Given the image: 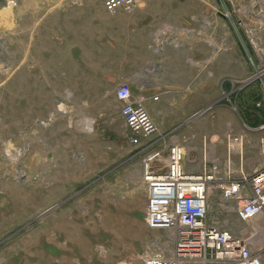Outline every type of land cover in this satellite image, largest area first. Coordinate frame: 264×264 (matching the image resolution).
Listing matches in <instances>:
<instances>
[{"label":"rangeland","instance_id":"obj_1","mask_svg":"<svg viewBox=\"0 0 264 264\" xmlns=\"http://www.w3.org/2000/svg\"><path fill=\"white\" fill-rule=\"evenodd\" d=\"M251 1L211 0V60L196 65L201 75L194 85L148 96L158 127L152 148L161 149L162 168L174 142L198 169L206 140L213 154L226 157L228 132L246 134L242 152L233 155L237 170L251 175L264 168V132L250 128L264 119L256 105L263 76L255 72L248 37ZM44 15L43 0H0V264H144L150 253L172 255L176 232L145 221L146 153L131 143L121 116L115 91L123 81L115 79L114 57L101 55L97 80L87 78L81 42L63 38L61 44L64 52L75 46L77 62L66 54L51 57ZM171 20L164 16L163 23ZM208 199L210 222L264 248V214L241 221L238 201L223 199L220 185Z\"/></svg>","mask_w":264,"mask_h":264},{"label":"crops","instance_id":"obj_2","mask_svg":"<svg viewBox=\"0 0 264 264\" xmlns=\"http://www.w3.org/2000/svg\"><path fill=\"white\" fill-rule=\"evenodd\" d=\"M137 1V6L131 11L119 9L115 13H110L105 7V0H43L45 45L48 46L50 42L51 57L66 54L71 56L68 61L77 62L79 52L75 46L71 44V49L64 52L61 44L63 38L81 42L79 46H83L84 49L82 54L86 63L87 78L92 80L100 78L101 55L113 56L116 67L115 79L130 83L135 98L143 100L145 106L149 108L146 100L154 89L168 95L179 93V89L194 85L197 76L201 75V72H197L196 65L201 66L202 63L211 60V0ZM249 4L251 7L246 8V11L251 10L254 15L251 19L252 34L248 37L258 60L255 72H260L263 76L260 80L263 97L258 100L263 104L257 107L264 111V25L255 17L256 13L264 10V0H252ZM32 6L35 11L38 10L39 2L35 1ZM201 14L204 15L203 22L197 23V20H201ZM170 15L171 22L164 24V16ZM165 32H172L168 39L165 38L167 36ZM56 40L60 41L61 46L59 48L61 51L58 52L55 49ZM224 55L228 56V53ZM224 58L225 56L220 60ZM159 63L161 67L156 65ZM149 65H153L151 70L147 68ZM136 86L143 91L137 94ZM206 150L211 159H225L228 156V154L226 157L216 156L210 146L206 148L204 142L201 169L186 159L187 172L202 170ZM254 249L264 262V248L261 250L254 244ZM183 264L234 263L209 259L185 261Z\"/></svg>","mask_w":264,"mask_h":264},{"label":"built area","instance_id":"obj_3","mask_svg":"<svg viewBox=\"0 0 264 264\" xmlns=\"http://www.w3.org/2000/svg\"><path fill=\"white\" fill-rule=\"evenodd\" d=\"M137 2L105 0V7L110 13L119 9L131 11ZM258 14L263 17V10ZM259 20L264 25V19ZM239 21L242 25L243 20ZM115 94L121 102V116L131 131V143L143 145L146 153L142 163V180L147 194L146 224L152 229L173 230L177 235L176 250L172 255L150 253L144 257V264H183L209 259L234 264H264L251 238L245 237L239 242L231 228L209 221L208 194L214 185L221 186L223 199L238 201L237 215L241 221L250 223L264 214V168L247 175L242 166L237 170L233 161V154L242 152L246 134H226L228 156L225 159H211L206 150L200 172H187L185 146L171 143L162 168L159 160L162 151L153 149L151 142L158 127L143 100L135 98L128 82L121 83ZM262 104L261 100L257 102V106ZM250 128L264 130V120L259 126ZM260 141L264 147V136ZM205 145L206 148L209 146L207 140Z\"/></svg>","mask_w":264,"mask_h":264}]
</instances>
